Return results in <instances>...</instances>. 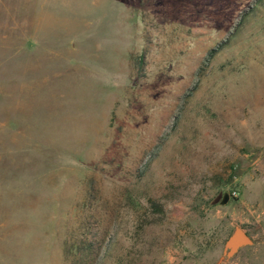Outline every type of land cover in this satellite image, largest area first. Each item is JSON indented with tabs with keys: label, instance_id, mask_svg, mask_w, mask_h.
Listing matches in <instances>:
<instances>
[{
	"label": "rangeland",
	"instance_id": "1",
	"mask_svg": "<svg viewBox=\"0 0 264 264\" xmlns=\"http://www.w3.org/2000/svg\"><path fill=\"white\" fill-rule=\"evenodd\" d=\"M71 235L264 264V0H0V264H72Z\"/></svg>",
	"mask_w": 264,
	"mask_h": 264
},
{
	"label": "water",
	"instance_id": "2",
	"mask_svg": "<svg viewBox=\"0 0 264 264\" xmlns=\"http://www.w3.org/2000/svg\"><path fill=\"white\" fill-rule=\"evenodd\" d=\"M229 199L228 193H223L221 203ZM253 244L251 236L239 225H234L224 241L222 255L218 262L227 261L233 257L239 249Z\"/></svg>",
	"mask_w": 264,
	"mask_h": 264
},
{
	"label": "trees",
	"instance_id": "3",
	"mask_svg": "<svg viewBox=\"0 0 264 264\" xmlns=\"http://www.w3.org/2000/svg\"><path fill=\"white\" fill-rule=\"evenodd\" d=\"M212 52L213 51L211 50L209 52V55H211ZM84 228H85V226H82L81 229H84ZM79 235L80 236H82V235L85 236V233L79 232ZM72 236L73 235H71V237H70V242L71 243H75V245H76L75 247L72 246V250H74L76 252L75 260H74V263H72V264H88L89 262L88 261L86 262V260H90V258H91L90 254L96 250L94 245L92 243H90V241H86V239L84 237H82V238L75 237L74 240H73ZM73 247H74V249H73ZM81 251H84V252H87V253H85L83 258L80 257V258L84 259L85 261H83L82 263H79L80 262V258H79L78 253L81 252ZM65 252H67L66 249H65ZM67 256H68V253L66 254V258H68Z\"/></svg>",
	"mask_w": 264,
	"mask_h": 264
}]
</instances>
